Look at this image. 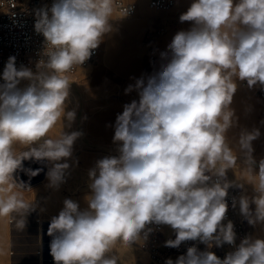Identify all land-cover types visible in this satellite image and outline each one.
<instances>
[{"label":"clouds","instance_id":"9594fccd","mask_svg":"<svg viewBox=\"0 0 264 264\" xmlns=\"http://www.w3.org/2000/svg\"><path fill=\"white\" fill-rule=\"evenodd\" d=\"M113 5L114 0H53L50 8L35 10L42 58L33 70L17 68L10 56L0 75V217L18 214L20 230L35 203L13 191L14 174L38 175L42 169L24 168L30 160L46 164L50 188L66 182L68 160L83 135L65 131L76 118L74 109L67 110L72 84L67 73L82 67L112 31ZM179 22L190 27L177 31L159 53V69L126 87L125 94L136 91L139 98L116 117V154L89 170L86 207L66 198L51 217L53 264H118L112 254L117 242L143 246L152 226L174 232L164 247L206 245L201 251L193 244L164 264H264V238L246 235L236 244L227 217L229 189L246 192L245 183L227 178L242 155L253 195L233 196L231 207L238 206L250 226H264V158L257 164L253 156L261 132L242 128L235 147L229 138L238 127L231 106L240 84L264 91V0H191ZM58 123L62 130L52 138ZM225 244L234 250L221 259L212 248Z\"/></svg>","mask_w":264,"mask_h":264},{"label":"rangeland","instance_id":"374dc122","mask_svg":"<svg viewBox=\"0 0 264 264\" xmlns=\"http://www.w3.org/2000/svg\"><path fill=\"white\" fill-rule=\"evenodd\" d=\"M190 3L191 0H175L169 11H154L165 13L167 16L152 18L151 22L144 23L141 30V42L147 48L141 55L138 65L136 58L130 56L127 51V33L115 27L120 22L134 20L132 17L137 15L138 6L130 18L113 12L110 21L112 31L105 35L101 43L102 52L100 51L99 56L92 63L76 69L80 71L82 80L71 84V90L76 98L70 102V106L76 111V118L72 127L65 131H80L83 135L75 142L73 156L68 160L71 167L66 182L61 185L62 192L70 195V188L77 184H83L88 188V173L95 167L96 158L101 159V156L103 158L113 152L110 150L115 147L112 137L116 117L122 113L125 104L139 98L136 91L125 94L126 87L134 84L135 79L142 75H150L159 69L161 64L159 53L162 51L160 43L166 37H173L177 31L190 27L188 22L183 24L179 22L180 14L187 9ZM109 45L112 46L110 58L104 63L101 61L102 54ZM76 71L67 74L70 79L77 76ZM258 89L250 91L245 83L240 84L231 106L239 117L238 127L229 133L230 141L235 147L236 137L238 138L242 128L249 130L253 127L259 128L261 135L253 142V156L257 164L260 159L264 158V123H262L264 122V99L259 98ZM249 108L251 111H248ZM61 130L62 125L58 123L50 133L51 137L56 138ZM17 148L22 150L19 146ZM256 170L258 171V168ZM251 176L249 166L242 155L227 173L230 181L245 183L246 192L237 189L249 196L253 195V188L247 183ZM32 184L24 186L28 187ZM13 191L21 192L25 201L34 202L35 211L28 214L26 227L23 230L16 225V220L21 218L18 214L13 213L9 217H0V264H53V261H47L52 259L50 243L48 244L52 237L48 236L47 230L51 217L58 213L45 212V209L36 201L41 193L46 196L48 189L42 183L23 189L17 182V187ZM89 192L90 190L82 194L77 193L81 208L86 207L84 197ZM247 226L249 235L264 238V226L252 227L248 223ZM165 233L174 234L170 226H165ZM129 247L124 243L113 247L112 254L119 258L118 264H136L134 258L138 254Z\"/></svg>","mask_w":264,"mask_h":264},{"label":"built area","instance_id":"2783aa9c","mask_svg":"<svg viewBox=\"0 0 264 264\" xmlns=\"http://www.w3.org/2000/svg\"><path fill=\"white\" fill-rule=\"evenodd\" d=\"M175 0H147L149 8L159 11H169ZM53 0H0V75H2L4 66L10 56L16 57V66L21 65L35 70L36 63L42 58L44 48V38L41 34L36 33L35 10L42 7H51ZM137 2L133 0H114V11L125 16L133 15L137 10ZM101 44L94 51L91 58L85 62L88 65L95 61L100 54ZM80 66H75L69 73H73ZM0 83H3L0 79ZM259 98L264 99V91L258 89ZM240 191L237 188L229 189L227 197L229 211L227 217L234 223L237 233L236 244L246 235H249L247 221L239 214V208L231 207L233 196L239 197ZM227 221H225L226 223ZM154 231L151 232L144 242L143 246L134 245L138 255L136 264H164L168 258L175 259L186 254L187 248L195 244L199 250L204 251L206 245L199 242L188 241L182 243L179 248L164 247V242L169 238H175L174 234H166L165 226H152ZM122 242H117L116 245ZM143 241H141V244ZM233 246L225 244L223 247H213L212 251L223 259L225 255L233 251Z\"/></svg>","mask_w":264,"mask_h":264},{"label":"bare ground","instance_id":"6f19581e","mask_svg":"<svg viewBox=\"0 0 264 264\" xmlns=\"http://www.w3.org/2000/svg\"><path fill=\"white\" fill-rule=\"evenodd\" d=\"M133 1L137 2V4H138V13H137V15H135L133 17L132 16H127V17H129V18L132 17V18H134V20H128L125 22H120L115 27H118L122 31L127 33V35H128L127 51L130 54V56H133L134 58H136L135 60H136V63L138 65L141 55L145 51V48H147L145 46V44H143V42H141V36H142L141 30H142L144 23L145 22H151L152 18H157V17L165 18L167 16V14L154 12V11H159V10H154V9L149 8L146 0H133ZM171 40H172V36L166 37V39H164L160 43V49L162 51H165L167 48V45L171 42ZM102 50L103 49H101V52H102ZM111 50H112V46L109 45L107 47V50L102 54V60H101L102 62L106 63V61L110 58ZM148 51H150V50H148ZM76 73H77V76L71 78L72 83L73 82H79L82 80L80 71H76ZM26 83H27L26 81L22 82L21 86H24ZM75 98H76V96L70 88V102H72L73 99H75ZM67 110H72L70 103L68 105ZM111 149L112 150H110V151H113V152L109 153L108 155H115L114 149L113 148H111ZM101 158H102V156H101ZM97 160H99V158L98 159L96 158V161ZM47 171H48V167L46 166L43 178L35 181L36 183L32 182L35 184L31 183L32 185H30L28 187L24 186L21 188L27 189L29 187L35 186V185L40 184V183L44 184L46 186V188L48 189V194L45 196L43 193H41L39 195V197L36 198V201L38 203H40L41 207H43L45 209V212H47L49 214L59 213V211L63 207L64 199L70 198V199L78 202L77 193L82 194V193L89 190L83 184H80V185L77 184L74 187L70 188V195L62 192V186H60L58 190H54L48 186L49 181H48L47 175H46ZM240 193L242 194V192H240ZM42 202H43V205H42Z\"/></svg>","mask_w":264,"mask_h":264},{"label":"water","instance_id":"95a60500","mask_svg":"<svg viewBox=\"0 0 264 264\" xmlns=\"http://www.w3.org/2000/svg\"><path fill=\"white\" fill-rule=\"evenodd\" d=\"M23 163H24V168H26V169L30 168L32 170H35L37 168H40V169H42V171L38 175L30 177L26 172L18 170L17 173L14 174V176L16 177V180L19 184L21 182L25 183V185L30 184V183L35 182V181L44 177L46 164L34 162V161H30V160L24 161Z\"/></svg>","mask_w":264,"mask_h":264},{"label":"crops","instance_id":"0c3cea01","mask_svg":"<svg viewBox=\"0 0 264 264\" xmlns=\"http://www.w3.org/2000/svg\"><path fill=\"white\" fill-rule=\"evenodd\" d=\"M49 243H50V242H48V244H49ZM121 244H123V243H121ZM129 248H130V250H132L133 252H134V251H136V252H137V254H138V251H137V249H136V248H134V247H132V246H130ZM129 248H128V249H129ZM132 248H134L135 250H133ZM136 257H137V256H136ZM134 259H135V262H136V258H134ZM47 261H49V262L51 261V262H52V261H53V259H48ZM173 261H175V258L173 259Z\"/></svg>","mask_w":264,"mask_h":264}]
</instances>
